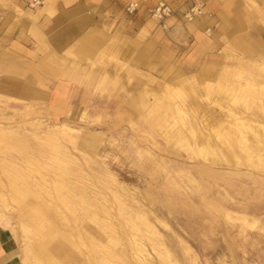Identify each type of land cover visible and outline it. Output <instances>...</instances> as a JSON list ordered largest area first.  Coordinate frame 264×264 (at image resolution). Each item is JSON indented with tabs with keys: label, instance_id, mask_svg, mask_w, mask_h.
Segmentation results:
<instances>
[{
	"label": "rangeland",
	"instance_id": "374dc122",
	"mask_svg": "<svg viewBox=\"0 0 264 264\" xmlns=\"http://www.w3.org/2000/svg\"><path fill=\"white\" fill-rule=\"evenodd\" d=\"M157 1L128 16L121 0H43L34 8L0 0L6 264H36L24 253L29 244L39 255L58 245L63 264L103 256L113 264H264V141L262 160L234 138L226 142L244 115L264 123L261 94L246 86L264 82V50L211 37L208 9L195 0H165L172 12L155 20ZM236 4L243 17L264 21V0ZM91 28L101 34L96 47L82 38ZM169 103L211 139L213 155L175 138L164 117ZM10 179L26 194L12 196Z\"/></svg>",
	"mask_w": 264,
	"mask_h": 264
},
{
	"label": "bare ground",
	"instance_id": "6f19581e",
	"mask_svg": "<svg viewBox=\"0 0 264 264\" xmlns=\"http://www.w3.org/2000/svg\"><path fill=\"white\" fill-rule=\"evenodd\" d=\"M262 17H264V15H261ZM262 20V19H261ZM100 35L101 34H98L97 33V30L95 29V28H91V29H89L88 31H86L85 33H84V35H83V40H84V42H86V43H88L89 45L91 44L92 46H94L95 45V43H97L98 41H99V38H100ZM72 53H74V54H80V52L78 51V50H73L72 51ZM89 62L91 61V59L89 58V57H87L86 58ZM81 66H82V64H81ZM106 69H105V66H103V65H100V72H101V74H104V77L105 78H109L107 75H105L106 74V71H105ZM83 74V73H82ZM87 75H88V72H87ZM82 77V76H81ZM90 78V77H89ZM152 79H153V77H151ZM149 79V78H148ZM149 83V82H148ZM246 83V82H245ZM227 84V83H226ZM165 85V84H164ZM232 85V84H231ZM145 86V85H144ZM227 86V85H226ZM246 86H247V89H248V91H257V92H260V94H261V101L262 102H264V82H259L258 84H257V86L255 85V84H252L251 83V81H248L247 80V83H246ZM159 87H160V85H159ZM162 87V86H161ZM228 87V86H227ZM163 88V87H162ZM256 88V89H255ZM150 90V89H149ZM148 90V91H149ZM152 90V89H151ZM155 90V89H154ZM157 90V89H156ZM177 90H178V88H177ZM158 91V90H157ZM165 91H168V88H166L165 89ZM174 91V90H173ZM155 92V91H154ZM161 92V91H160ZM170 92V96L168 97L169 98V102H170V99L172 98V95H173V93L174 92H171V91H169ZM179 92V91H178ZM177 92V93H178ZM227 92V91H226ZM159 93V92H158ZM161 93H163V92H161ZM175 96H176V94H174ZM234 96V95H233ZM235 98V97H234ZM173 99V98H172ZM173 103V102H172ZM165 113H164V117H170V119H172V124H174L175 126V130H174V136H175V138H177L178 139V141L179 142H183V144L190 150V152H194V153H196V154H203L204 155V152H208V153H210V154H214L215 152H216V147H214L213 145H212V142H211V139L210 138H208V137H202V134H201V131H200V129L199 128H197L196 127V123H194V121H192V120H187L186 118H185V114L187 113V112H185L184 111V108H183V106L182 107H180L179 106V104H175V105H172V104H170L169 103V105L167 106V109H166V111H164ZM239 115V114H238ZM244 116H246V117H243V118H245L244 119V121H242V120H240V122H238V123H231V125H230V128L228 127V134H229V137H231V138H229L228 137V139H227V144L228 145H232L233 144V142H234V140H233V138L235 139V141L237 142V143H239V145H241L240 147H242V148H244V149H247L248 151V153H254V154H256V157H257V159H261L262 158V154L260 153V147L259 146H262V143H260L261 141H264V123H262L261 121L260 122H258L257 120L255 121H253V122H255V124H252V123H250V122H252V120H250V122H249V119L250 118H247V115H244ZM163 117V118H164ZM253 117V116H252ZM242 118V119H243ZM254 118V117H253ZM258 118V117H257ZM188 119H189V117H188ZM239 119V118H238ZM163 120V119H162ZM168 124V123H167ZM170 124V123H169ZM168 126V125H167ZM167 128V127H166ZM244 128H248V129H250V131H252L253 132V135H254V137L253 138H249L248 137V139H246L244 136H245V133H244ZM160 129V128H159ZM168 129H169V127H168ZM172 131V130H171ZM2 132V131H1ZM167 133V132H166ZM191 135V136H196L195 138H198V141L197 142H200V146L199 147H195L194 145H192V144H190L191 143V139L189 140V138H187L188 136L187 135ZM164 135V134H163ZM169 135V134H168ZM219 135V134H218ZM223 135V134H222ZM170 136V135H169ZM167 138V137H166ZM193 138V137H192ZM241 138H243L242 140H241ZM189 140V141H188ZM260 141V142H259ZM1 140H0V144H1ZM190 142V143H189ZM222 142H223V140H222ZM225 143V142H224ZM176 144H178V143H176ZM182 144V145H183ZM259 144H261V145H259ZM178 146H180V147H183V146H181V145H178ZM196 146H198V145H196ZM237 147H239V146H237ZM216 149V150H215ZM235 149V148H234ZM238 151V149H236V152ZM262 151H264V149H262ZM205 153V154H206ZM189 154V153H188ZM217 155V154H216ZM236 155V154H235ZM238 155V154H237ZM236 155V156H237ZM253 155V154H252ZM219 156V155H218ZM245 156H247V155H245ZM206 157H208L207 155H206ZM213 157V156H212ZM249 157V156H248ZM210 158H211V156H210ZM209 158V159H210ZM208 159V158H207ZM212 159V158H211ZM214 159H216V157H214ZM218 159V158H217ZM262 160V159H261ZM210 161V160H209ZM213 160H211L210 162H212ZM220 160H218V162H219ZM239 161H241V160H239ZM216 162H217V160H216ZM214 163V162H213ZM241 163V162H240ZM14 170H16V171H14V173L12 174V176L10 177V178H12V177H14V176H16L17 175V173L19 172L16 168H13ZM3 170H4V168H3ZM42 174V173H41ZM11 175V174H10ZM24 178V177H23ZM15 179V178H14ZM14 179H10V184H11V186H12V188H11V193H12V196H14V194L15 193H19V194H26V191L28 190L27 189V187L26 186H24V188L25 189H23V188H19L18 186H15V185H13V184H15L14 183ZM58 186V182H53L52 184H51V186L53 187V186ZM66 185V184H65ZM69 189V188H68ZM71 189V188H70ZM86 195V194H85ZM1 197V196H0ZM81 197V196H80ZM82 198V197H81ZM84 199V198H83ZM0 200H2V198L0 199ZM13 200L14 201H16V199L15 198H13ZM3 201L4 200H2V201H0V202H2V204L4 205V203H3ZM83 201V200H82ZM69 202V204L67 205L66 204V207L68 208V210H70L71 212H75V209H73L74 208V206H75V204L74 203H72L71 201H68ZM83 203H86V202H84L83 201ZM87 204H90V202L89 203H87ZM123 210V209H122ZM106 212V211H105ZM124 212V211H123ZM77 217H78V215H77ZM143 221H145L146 223H147V226L148 227H150V225H148V222L144 219V217L142 216V218H141ZM110 224L111 223H104L103 224V226L105 227V228H110ZM103 228V227H102ZM150 229H151V227H150ZM31 230V229H30ZM29 230V228L28 227H26L25 225H21V232H31ZM32 234H34V236L35 237H37L35 234L36 233H32ZM27 235V234H26ZM24 236V235H23ZM31 236V235H30ZM28 238H29V236H28ZM27 239V238H26ZM32 239V238H31ZM38 241H39V243H41V239H40V237L39 238H36ZM45 239V238H44ZM117 240V238H113V239H110L109 241H108V243H110V244H114L115 243V241ZM118 241V240H117ZM26 242V241H25ZM29 242V241H28ZM27 242V243H28ZM53 244V243H52ZM28 245V244H27ZM102 247V245H98V248L99 247ZM53 248V254H52V249H47L46 248V250H45V248H43L45 251H44V253L42 254V255H39L37 252H36V250L33 248V246L31 245V244H29V248L28 249H26L25 250V252L24 253H26V254H28L29 255V253H31L32 254V257H35V260H36V264H63V261L60 263L59 261L57 262V260L55 259V257H56V253H60V252H62V248L61 247H59L58 245H55V246H52ZM26 248V247H25ZM140 249V248H139ZM56 250H60L59 252H57ZM41 251V250H40ZM113 251V250H112ZM16 252V251H15ZM23 252V251H22ZM41 253V252H40ZM13 254V253H12ZM24 256V255H23ZM66 256V255H65ZM110 257H113V255H111ZM117 257V256H116ZM26 258V257H25ZM58 258H59V256H58ZM28 259V258H27ZM30 259V258H29ZM34 260V259H33ZM32 260V261H33ZM34 263H35V261H33ZM25 264H26V262H25ZM33 264V263H32ZM99 264H113V263H111L110 262V260H108V258H107V256H103V257H101L100 259H99ZM121 264V263H120ZM127 264V263H126Z\"/></svg>",
	"mask_w": 264,
	"mask_h": 264
},
{
	"label": "crops",
	"instance_id": "0c3cea01",
	"mask_svg": "<svg viewBox=\"0 0 264 264\" xmlns=\"http://www.w3.org/2000/svg\"><path fill=\"white\" fill-rule=\"evenodd\" d=\"M124 1L125 0H121V7L124 6ZM139 1L141 5H148L152 2V0ZM195 1L201 2L204 8L208 9L209 15L206 23L208 25V30L212 32L210 33L211 37L214 34L215 38H219V40L221 38H232L236 41L240 40L243 50H264V21L258 20V18L250 19L249 17H243L241 12L237 9V0ZM2 22L3 21H1V23ZM99 41L92 47H96ZM0 44H2V41ZM7 48L8 47L4 45H0V50H6ZM69 50H72V46ZM81 54L80 52V55ZM7 258L8 251L5 244L0 239V264H6Z\"/></svg>",
	"mask_w": 264,
	"mask_h": 264
},
{
	"label": "built area",
	"instance_id": "2783aa9c",
	"mask_svg": "<svg viewBox=\"0 0 264 264\" xmlns=\"http://www.w3.org/2000/svg\"><path fill=\"white\" fill-rule=\"evenodd\" d=\"M29 7L34 8L43 3V0H24ZM140 8V3L138 0H126L124 5V12L128 16H132L138 12ZM171 8L169 5L165 2V0H158L157 3L149 10V13L152 18L155 20H162L163 18L169 16L171 13ZM197 10H194V7L191 9L190 12H187L185 14V17L191 18Z\"/></svg>",
	"mask_w": 264,
	"mask_h": 264
}]
</instances>
